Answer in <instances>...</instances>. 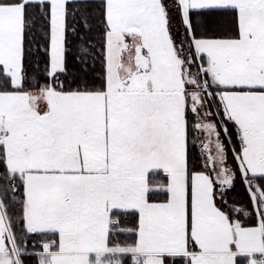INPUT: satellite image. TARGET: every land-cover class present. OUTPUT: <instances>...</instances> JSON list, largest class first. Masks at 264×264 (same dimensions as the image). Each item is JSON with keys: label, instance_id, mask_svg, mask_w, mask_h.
Segmentation results:
<instances>
[{"label": "snow or ice", "instance_id": "obj_1", "mask_svg": "<svg viewBox=\"0 0 264 264\" xmlns=\"http://www.w3.org/2000/svg\"><path fill=\"white\" fill-rule=\"evenodd\" d=\"M0 264H264V0H0Z\"/></svg>", "mask_w": 264, "mask_h": 264}]
</instances>
